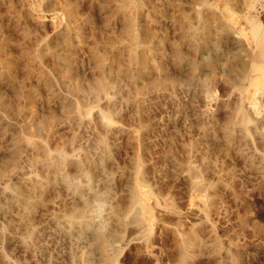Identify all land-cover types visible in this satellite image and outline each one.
Returning <instances> with one entry per match:
<instances>
[{"label": "rangeland", "instance_id": "obj_1", "mask_svg": "<svg viewBox=\"0 0 264 264\" xmlns=\"http://www.w3.org/2000/svg\"><path fill=\"white\" fill-rule=\"evenodd\" d=\"M261 43L264 0H0V264H264Z\"/></svg>", "mask_w": 264, "mask_h": 264}, {"label": "bare ground", "instance_id": "obj_2", "mask_svg": "<svg viewBox=\"0 0 264 264\" xmlns=\"http://www.w3.org/2000/svg\"><path fill=\"white\" fill-rule=\"evenodd\" d=\"M259 26H257L256 24H254V26H253V30H254V32L255 33H257L259 30ZM262 45H261V47L262 48H264V43H261ZM262 55H264V52H263V54ZM264 57V56H263ZM98 92L99 93H102V92H104L105 90H106V87L104 86V85H100L98 88ZM240 115H241V117H242V120L243 121H245L246 119H247V115H245V112L244 111H240ZM31 142V141H30ZM32 144V143H31ZM53 155V154H52ZM51 154H46V156H45V158H46V160L47 161H45V162H49L48 164H49V166H51V168L52 167H55L56 168V166H59V165H64V164H66L67 163V159L68 158H66L65 157V155L64 154H62V153H58V155H56L55 157H53ZM76 162V161H75ZM72 163V162H71ZM61 167H64V166H61ZM87 174V173H86ZM88 175V174H87ZM63 180L62 181H64L63 183H64V185H68V186H72V184H71V182H70V180L68 179V178H62ZM35 181V180H34ZM28 182V181H27ZM31 184V183H30ZM42 184H43V181H42ZM41 184V185H42ZM33 186V185H32ZM34 186H36V185H34ZM34 188V187H33ZM41 188V187H40ZM67 189H70V188H67ZM95 197V196H94ZM85 208L84 209H86V210H88V209H90V208H92L93 209V207H92V205H91V203H90V201L88 200V201H86L85 202V206H84ZM100 207H101V204H100ZM98 208V207H97ZM86 210H83V211H81L80 213H78L77 215H76V217L77 216H79V217H83V216H85V213H86ZM91 211V210H90ZM98 215L97 216H99L100 215V213H101V211L100 210H97V211H95ZM103 215V214H102ZM101 215V216H102ZM91 216H94V215H91ZM90 216V217H91ZM89 217V218H90ZM97 218V217H96ZM139 217H138V215H136V217H135V219H138ZM70 219V218H69ZM77 218H75V220H76ZM80 219V218H79ZM83 219H87V218H83ZM72 220H74V219H72ZM78 220V219H77ZM70 221H71V219H70ZM82 221V220H81ZM90 221V220H89ZM101 221V220H100ZM72 222V221H71ZM70 222V223H71ZM74 222V221H73ZM83 222V221H82ZM86 222V221H85ZM75 223H76V221H75ZM92 223V222H91ZM98 223H99V220H98ZM77 224H78V222H77ZM81 224V223H80ZM87 224H88V222H87ZM90 224V223H89ZM93 224V223H92ZM83 225H84V223H83ZM91 225V224H90ZM93 226V225H92ZM101 226V225H100ZM101 231V230H100ZM109 255V254H108ZM106 259L109 261L108 263L109 264H115V261L112 259V258H110V257H106Z\"/></svg>", "mask_w": 264, "mask_h": 264}]
</instances>
